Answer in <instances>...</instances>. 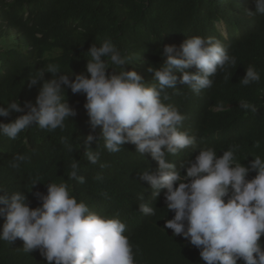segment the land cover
<instances>
[{
    "label": "trees",
    "instance_id": "trees-1",
    "mask_svg": "<svg viewBox=\"0 0 264 264\" xmlns=\"http://www.w3.org/2000/svg\"><path fill=\"white\" fill-rule=\"evenodd\" d=\"M246 10L254 11L253 0H0V106L16 100L21 107L25 102L35 104L42 85L29 87V81L39 70L54 67L57 76L70 79L78 74L88 76L87 52L105 40L133 57L126 70H135L153 85L157 81L148 69L162 66L164 45L179 48L193 36L213 37L236 58V65L218 72L212 77V87L198 94L179 83V91L166 90L169 99L164 103L187 117L180 130L197 141L195 149L186 148L168 160L179 167L194 160L200 149L210 147L222 155L234 146L237 161L247 166L256 156L264 158V15H248ZM221 22L233 35L230 40L218 29ZM249 65L261 79L244 86L240 80ZM53 78L45 74V80ZM66 96L77 114L65 120L63 129L32 126L15 140L0 135V190L9 195L23 192L30 207L36 208L40 206L36 192L46 194L47 184L67 182L77 201L90 211L126 224L124 235L132 245L135 264H205L197 248L165 228L166 220L174 217L163 197L166 190L156 199L150 185L139 180L140 174L154 172L157 163L148 154L136 152L131 143L123 144L120 152H109L100 138L101 128L91 133L85 94L66 89ZM241 102L257 110H245ZM23 114L12 112L8 118L0 117V123ZM89 134L98 140L87 143ZM87 150L100 153L96 164L87 160ZM16 155L26 157L19 168L11 166ZM74 160L80 162L78 175L85 178L83 184L68 179ZM254 176L251 172L248 179ZM33 181L38 182L35 187ZM142 194L144 200L139 199ZM141 203L153 207L155 215L139 212ZM4 223L0 218V230ZM260 243L264 246V236ZM0 264L46 261L39 250L25 252L18 238L11 244L0 241Z\"/></svg>",
    "mask_w": 264,
    "mask_h": 264
},
{
    "label": "clouds",
    "instance_id": "clouds-1",
    "mask_svg": "<svg viewBox=\"0 0 264 264\" xmlns=\"http://www.w3.org/2000/svg\"><path fill=\"white\" fill-rule=\"evenodd\" d=\"M253 2L254 11L246 10L248 15H264V0ZM218 29L225 39L233 37L224 23ZM87 54L88 76H57L54 67L37 71L29 81V87L42 85L35 104L25 102L21 107L16 100L7 107L0 106L3 118L12 112L25 113L9 123H0V135L15 140L32 126L48 131L63 129L65 120L77 114L68 103L66 89L83 93L91 133L101 128L100 138L109 152H120L123 144L131 143L136 152L148 154L157 163L154 172L146 171L138 177L150 185L151 196L156 199L166 190L163 197L174 217L166 220L165 228L197 248L205 264H264V246L260 243L264 236V158L256 156L245 166L236 159V147L230 146L222 155L210 147L200 149L194 160L179 167L168 160L169 155L186 148L195 149L197 141L180 130L187 117L177 107L164 103L169 99L166 90H178L179 83L198 94L212 87V77L218 72L235 66L236 58L219 40L193 36L179 48L163 46L164 63L158 69H148L157 84L149 85L135 70H126L133 57L111 40L99 47L93 44ZM193 67L195 73L188 71ZM46 73L54 78L45 80ZM260 79L256 68L249 65L240 83L248 86ZM240 107L257 110L247 102H241ZM97 140L93 134L87 136L89 144ZM84 154L92 164L99 160L97 151ZM25 159L16 155L11 166L19 168ZM79 169L80 162L74 160L68 179L83 184L85 178L78 175ZM251 172L255 176L248 179ZM37 184L33 181V187ZM0 193V218L5 220L0 241L11 244L19 238L25 252L39 250L46 264H135L132 245L124 235L126 224L90 211L84 202L77 201L67 182L47 184L46 194L36 192L40 202L36 208L30 207L23 192ZM139 199L144 200V194ZM139 212L155 215V209L147 203L139 205Z\"/></svg>",
    "mask_w": 264,
    "mask_h": 264
},
{
    "label": "rangeland",
    "instance_id": "rangeland-1",
    "mask_svg": "<svg viewBox=\"0 0 264 264\" xmlns=\"http://www.w3.org/2000/svg\"><path fill=\"white\" fill-rule=\"evenodd\" d=\"M218 27L221 28V25L218 24Z\"/></svg>",
    "mask_w": 264,
    "mask_h": 264
},
{
    "label": "bare ground",
    "instance_id": "bare-ground-1",
    "mask_svg": "<svg viewBox=\"0 0 264 264\" xmlns=\"http://www.w3.org/2000/svg\"><path fill=\"white\" fill-rule=\"evenodd\" d=\"M222 23H224V22H221V25H222Z\"/></svg>",
    "mask_w": 264,
    "mask_h": 264
}]
</instances>
